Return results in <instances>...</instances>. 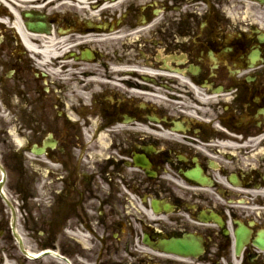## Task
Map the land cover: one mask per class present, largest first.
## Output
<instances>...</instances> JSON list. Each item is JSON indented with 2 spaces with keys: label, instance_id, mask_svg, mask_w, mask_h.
I'll return each instance as SVG.
<instances>
[{
  "label": "flooded vegetation",
  "instance_id": "flooded-vegetation-1",
  "mask_svg": "<svg viewBox=\"0 0 264 264\" xmlns=\"http://www.w3.org/2000/svg\"><path fill=\"white\" fill-rule=\"evenodd\" d=\"M22 6L0 0V105L29 147L37 246L72 264H264V0Z\"/></svg>",
  "mask_w": 264,
  "mask_h": 264
},
{
  "label": "rangeland",
  "instance_id": "rangeland-1",
  "mask_svg": "<svg viewBox=\"0 0 264 264\" xmlns=\"http://www.w3.org/2000/svg\"><path fill=\"white\" fill-rule=\"evenodd\" d=\"M11 176V179H9V182H8V184H7V187H6V193L8 194V196L9 197H11L12 195H13V192H12V184H13V178H14V175H10ZM1 177V176H0ZM12 198V197H11ZM0 204H1V199H0ZM2 205V204H1ZM5 210H6V208L4 207V206H1L0 207V214L2 213V211L4 212V214H5ZM2 219L3 218H1V216H0V223H2ZM7 227V226H6ZM1 229V228H0ZM1 231V230H0ZM3 239V236L1 235L0 236V246L3 244V243H5V248L6 247H8L9 248V252H11V247L12 246H10L11 245V242H10V240H8V238L7 237H5L4 238V240H2ZM33 240H27V242L28 243H30V242H32ZM15 254H16V252H15ZM41 264H45V263H41Z\"/></svg>",
  "mask_w": 264,
  "mask_h": 264
},
{
  "label": "bare ground",
  "instance_id": "bare-ground-1",
  "mask_svg": "<svg viewBox=\"0 0 264 264\" xmlns=\"http://www.w3.org/2000/svg\"><path fill=\"white\" fill-rule=\"evenodd\" d=\"M32 2H34V1H32Z\"/></svg>",
  "mask_w": 264,
  "mask_h": 264
}]
</instances>
